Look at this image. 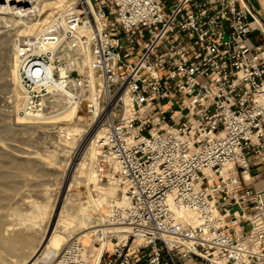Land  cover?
<instances>
[{"label": "built area", "instance_id": "2783aa9c", "mask_svg": "<svg viewBox=\"0 0 264 264\" xmlns=\"http://www.w3.org/2000/svg\"><path fill=\"white\" fill-rule=\"evenodd\" d=\"M14 52L22 115L51 92L84 104L90 168L128 202L95 243L72 237L40 264H264V191L249 185L264 165V16L249 0H64Z\"/></svg>", "mask_w": 264, "mask_h": 264}, {"label": "rangeland", "instance_id": "374dc122", "mask_svg": "<svg viewBox=\"0 0 264 264\" xmlns=\"http://www.w3.org/2000/svg\"><path fill=\"white\" fill-rule=\"evenodd\" d=\"M251 5L255 7V11H264V6L261 2L260 5H258L252 0ZM48 12L49 11L43 13L40 18H44ZM0 24H2L0 25L1 34H6V30H13L11 28L12 25H9L11 23H8L6 26H3L1 22ZM0 36V222H5L6 224H8L7 222H21L24 215L28 214L30 210H32L31 208L34 209L33 206L46 205V213L43 217L40 216L36 219L37 223H40V225H36L37 235H39L37 248H39L41 243L50 236L52 233L51 231L55 228L59 231L63 228L65 232H67V230L69 231V229L71 230L70 224H60V227L59 225L56 227V221L60 215L59 212L62 210L61 207L65 205L64 202H66L67 206H70V203L66 199L67 194L77 195L79 201L83 203V205H86L89 203V199L96 200L98 198L96 187L108 190L115 185H107L99 182L98 176H96L94 170L91 168L89 169L87 165L85 167L78 165V163L82 161L85 151L88 149L89 141L94 131L88 129L84 134H75L72 137L62 136L61 140H59L58 135H62V133H57V129L51 128V124L28 123L35 122V118H24L23 120L26 123L22 124L13 123L18 115L23 116L21 111L24 106L25 92H22L18 85L15 86V90L17 91L15 92L13 91L14 86L12 84L11 86L7 84L6 79H8L11 68L8 67V69L6 67L10 64V58L12 56L14 57V46L19 37L12 36L10 41L9 39L3 38V35ZM2 44L4 45L2 46ZM6 44L7 46L11 45V48H9L7 54H4L2 48H4ZM45 104L49 106V103ZM79 115L82 119L81 122H86L84 104L80 107ZM53 126H55V124H53ZM64 140H66L67 143L64 142ZM21 151L28 152L29 155L37 157L33 158V160H31L32 158L26 159L19 157V155L22 154ZM51 151H53V153ZM63 151H66L65 155L60 156L63 154ZM56 152L57 156L54 155ZM90 172L95 174L96 180H94ZM86 176L89 177V180L84 179ZM74 178L75 180L72 182ZM114 189L115 198L120 199L118 188L115 186ZM28 200H33L31 201L33 202L31 208L26 206L25 201ZM45 200L48 203H46ZM93 209L94 210L89 211L90 218L91 220H96L94 223H98L103 217V213H106L108 208L107 205L102 204L98 210L96 208ZM97 228L98 227L95 229ZM86 232L87 230L74 237L78 238L81 236L80 240L86 246L95 243V233L87 234L88 232ZM3 250L5 249L0 247V261L4 264H23V262H29L31 260L30 258H36L38 255V253L34 256L29 255L24 261H21L20 259L18 260L19 257L16 255L17 258Z\"/></svg>", "mask_w": 264, "mask_h": 264}, {"label": "bare ground", "instance_id": "6f19581e", "mask_svg": "<svg viewBox=\"0 0 264 264\" xmlns=\"http://www.w3.org/2000/svg\"><path fill=\"white\" fill-rule=\"evenodd\" d=\"M261 2H262V5L264 6V0H261ZM62 3H63V0H0V22L3 23V26H6L8 25V23H11L9 25L10 26L12 25L11 28L13 29L11 31L6 30V34L5 33L1 34L2 32H0V35H3V38L9 39V40L12 36L17 37V38L18 37L22 38L26 36H33V37L37 36L38 34L44 31L51 17L54 16L61 9ZM46 11H49L48 14L44 16V18L41 19L40 16ZM3 45L4 44H2V46ZM10 46H7L6 44V46L2 48V51L4 52V54L5 53L7 54L9 52V48H11ZM8 65L9 66H7L6 68L10 67L11 70L9 71L10 74L8 75V79H6L7 84L9 86H11L12 84L14 86L13 91L15 92H17L15 90L16 85L19 86L22 92H28V88L25 86V84L20 79V71H19V66H18L16 56H15V52H14V57L12 56L10 58V64ZM16 96H17V93H16ZM49 99H52L54 103L51 106H47L48 108L44 109L43 113L39 114L38 117L35 118L36 120L35 122H28V123L51 124L52 126L51 128H56L57 133H62V135L61 134L58 135L59 140H61L62 136L72 137L75 134H84L87 132L89 123L87 122L86 118H85L86 122H83V123L81 122L82 119H81V116L79 115V110H80L79 105L69 103L68 101L60 97L59 95H55L54 92H51V94H47L44 97V102L48 103L49 101H51ZM14 105H17V104H14ZM24 118L26 117L18 115L14 120L15 122L13 123L14 124L26 123L23 120ZM53 124H55V126H53ZM64 142L67 143L66 140H64ZM21 152L23 155L21 154L19 155V157H23L26 159L32 158L31 160L37 157L33 155L31 156L29 155L28 152H25V151H21ZM51 152L53 153V151ZM65 152L66 151H63V154H61L60 156H64ZM84 154L85 155L82 161H80L78 165L80 166L82 165V167H85L87 165L90 169L91 167L90 159L92 158L93 153L88 148ZM54 155L57 156V152L54 153ZM91 175L93 176L94 180H96L95 174L91 173ZM84 179L89 180V177L86 176L84 177ZM74 180L75 178L73 179V181L72 180L71 181L74 182ZM114 187L112 186V188H109L108 190H105L100 187L99 188L96 187L98 198L96 200L89 199V203L86 205H83V203L79 201L77 195L67 194L66 199L70 203V206H67L66 202H64L65 205L61 207L62 210L59 212L60 215L58 216V219L56 221V227L58 225L60 227L61 226L60 224H70L71 230L69 229V231L67 230V232H65L63 231V228L61 231L55 228L53 231H51L52 233L50 234V236H48V238H46L41 243V245L39 244L40 245L39 248H37V244H38L37 242H38L39 235H37L36 225L38 226L40 225V223L39 222L37 223L36 219H38L40 216L43 217V215L46 213L47 206L46 205L33 206L32 205L33 202H31L33 200L25 201L27 207L31 208L33 206L34 209L31 208L32 210H30L28 214H25L24 217L22 216L23 218L21 222H18V223L7 222L8 224H6L5 222H0V247L5 249L3 250L4 252L6 251L8 254L12 256L16 255L17 257H19L18 260L20 259L21 261H24L25 258L29 255L34 256L38 253L36 258L32 257L30 258L31 260L29 262H23V264H39L40 263L39 261L41 259H45L51 253L52 250L62 249L63 246L66 244V242L70 238L76 235H79L80 233L86 230L88 232V233L86 232L87 234L95 233L96 231L95 228L102 224L100 222L94 223L96 222V220H91L90 218L91 216L89 213L90 210H94L93 208H96L98 210L102 206V204L107 205V208L109 209H111L113 206H123V205L128 204V202L126 201L124 197L120 199L115 198ZM46 203L48 202L46 201ZM108 212L109 210L106 212V214H108ZM185 218L189 219L190 216L185 215ZM78 238L80 240L81 236H79ZM0 264H4V263L0 261Z\"/></svg>", "mask_w": 264, "mask_h": 264}, {"label": "crops", "instance_id": "0c3cea01", "mask_svg": "<svg viewBox=\"0 0 264 264\" xmlns=\"http://www.w3.org/2000/svg\"><path fill=\"white\" fill-rule=\"evenodd\" d=\"M251 1L252 0H249L250 5H251ZM254 2L260 5L261 0H254ZM251 6L255 10V7H253V5ZM259 13L262 16H264V11L260 12L259 10ZM250 40L253 42H261L262 37L260 35H254L250 37ZM249 176H250V181H249L250 187L257 192H263L264 191V165L251 168Z\"/></svg>", "mask_w": 264, "mask_h": 264}, {"label": "water", "instance_id": "95a60500", "mask_svg": "<svg viewBox=\"0 0 264 264\" xmlns=\"http://www.w3.org/2000/svg\"><path fill=\"white\" fill-rule=\"evenodd\" d=\"M71 77H75V73L74 72L71 73Z\"/></svg>", "mask_w": 264, "mask_h": 264}]
</instances>
